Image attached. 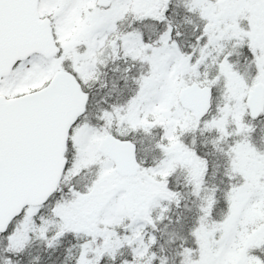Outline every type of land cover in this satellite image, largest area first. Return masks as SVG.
<instances>
[{"label":"snow or ice","instance_id":"6c2138e0","mask_svg":"<svg viewBox=\"0 0 264 264\" xmlns=\"http://www.w3.org/2000/svg\"><path fill=\"white\" fill-rule=\"evenodd\" d=\"M0 264H264V0H0Z\"/></svg>","mask_w":264,"mask_h":264}]
</instances>
